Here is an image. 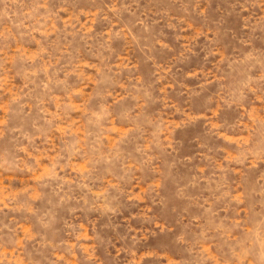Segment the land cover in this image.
I'll return each instance as SVG.
<instances>
[{
    "label": "rangeland",
    "instance_id": "1",
    "mask_svg": "<svg viewBox=\"0 0 264 264\" xmlns=\"http://www.w3.org/2000/svg\"><path fill=\"white\" fill-rule=\"evenodd\" d=\"M0 264H264V0H0Z\"/></svg>",
    "mask_w": 264,
    "mask_h": 264
}]
</instances>
